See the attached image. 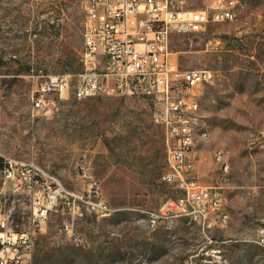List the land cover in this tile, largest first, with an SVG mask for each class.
<instances>
[{"label":"rangeland","instance_id":"obj_1","mask_svg":"<svg viewBox=\"0 0 264 264\" xmlns=\"http://www.w3.org/2000/svg\"><path fill=\"white\" fill-rule=\"evenodd\" d=\"M197 9L205 0H185ZM83 0H0V163L13 156L49 170L72 187L82 166L115 208L86 216L74 233L52 218L38 232L30 264H264V0H238L235 16L200 33L174 35L181 70L209 69L199 92L206 139L196 143L195 179L220 187L229 224L210 232L187 223L153 230L142 211L181 194L164 180L167 145L151 95L60 100L53 116L31 112L33 80L84 70ZM1 165V164H0ZM0 203L23 230L29 201L0 177Z\"/></svg>","mask_w":264,"mask_h":264},{"label":"built area","instance_id":"obj_2","mask_svg":"<svg viewBox=\"0 0 264 264\" xmlns=\"http://www.w3.org/2000/svg\"><path fill=\"white\" fill-rule=\"evenodd\" d=\"M185 0H83L84 70L79 73L46 74L35 77L30 94L31 112L50 117L60 100L100 95L134 97L151 95L154 118L165 134L167 145L166 183L177 185L181 194L165 198L157 207L142 211L141 222L153 230H173L180 224L197 226L207 244L215 243L210 232L219 218L230 215L221 188L205 186L195 179L198 90L211 84L209 69L181 70L173 58L171 40L176 34L200 33L210 24L224 23L235 16L238 0H205L197 9ZM264 143V133L260 136ZM0 177L12 193L29 201L25 229H16L11 212L0 203V264H30L38 232L52 218L74 233L75 221L86 216L109 218L115 208L104 198L86 166L79 172L81 185L72 187L49 170L23 159L1 155ZM258 243L264 245V237ZM216 262L227 264L216 256Z\"/></svg>","mask_w":264,"mask_h":264},{"label":"bare ground","instance_id":"obj_3","mask_svg":"<svg viewBox=\"0 0 264 264\" xmlns=\"http://www.w3.org/2000/svg\"><path fill=\"white\" fill-rule=\"evenodd\" d=\"M197 105H200L199 104V92L197 96ZM199 112H200V108H198V121H201L202 116ZM196 134L206 135V137L208 136V132L205 131L204 123H202V121L200 124L196 126ZM199 139H200V136H192V143L196 144ZM226 223H227V218H219V224L224 225Z\"/></svg>","mask_w":264,"mask_h":264},{"label":"crops","instance_id":"obj_4","mask_svg":"<svg viewBox=\"0 0 264 264\" xmlns=\"http://www.w3.org/2000/svg\"><path fill=\"white\" fill-rule=\"evenodd\" d=\"M224 225H225V224H224ZM219 226H223V225L219 224Z\"/></svg>","mask_w":264,"mask_h":264}]
</instances>
